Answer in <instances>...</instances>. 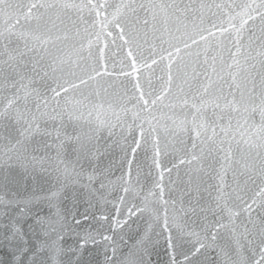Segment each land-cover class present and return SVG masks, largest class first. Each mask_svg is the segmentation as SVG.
I'll list each match as a JSON object with an SVG mask.
<instances>
[{"label":"water","instance_id":"water-1","mask_svg":"<svg viewBox=\"0 0 264 264\" xmlns=\"http://www.w3.org/2000/svg\"><path fill=\"white\" fill-rule=\"evenodd\" d=\"M33 3L81 8L29 14ZM92 3L106 5L99 16L88 0L0 4V264H254L264 240V20L253 12L240 24L243 6L261 0ZM137 18L148 25L126 45L115 25L127 32ZM168 52L188 83L174 78L171 95L145 108L135 85L159 94Z\"/></svg>","mask_w":264,"mask_h":264},{"label":"snow or ice","instance_id":"snow-or-ice-1","mask_svg":"<svg viewBox=\"0 0 264 264\" xmlns=\"http://www.w3.org/2000/svg\"><path fill=\"white\" fill-rule=\"evenodd\" d=\"M4 3H5V0H0V4H4ZM87 6H89L91 10L95 11L97 16L100 15V11L99 10L106 7V5L104 3H100L98 5L97 4H93L92 0H88V5ZM214 6L217 9H222L223 7H225V5H221V4H215ZM121 7L131 9V11L133 13H135V8H133L131 5H122ZM140 7L143 8L144 5H140ZM205 7L210 9L211 7H213V5H203V4L200 5L201 9H203ZM227 7L231 8L232 6L231 5H227ZM39 8H48V9H56V8H58V9H61V10H63V9H73L74 8V9H77L79 11L81 6L77 5V4H74V3H63V4H37V3H33V4H31L29 6L28 12H29V14H31L32 13V9H39ZM243 8L246 9V11L243 13V15L247 16V19H243V17H241V21L242 22L240 24V28H243L244 25H246L250 20H254L255 19V16L252 15L253 12L256 13V16H259L262 20H264V12L258 11V9H264V0H261V3L259 5L253 6V5L249 4V5H244ZM117 14H119V9H117ZM37 19H40V17H37ZM56 19H59V15L58 14L56 16ZM56 19H52L51 17H49L48 20L44 21V24L47 25V24L51 23L52 27H56ZM229 19L230 20H234V19H236V17L232 16ZM201 22H203V17L202 16H201ZM147 25H148V21L147 20H144L143 22H141L140 19L137 18L136 20L129 22V28H128L127 32H126L125 27L121 26L120 23H116L115 26L120 30V38L124 41V43L126 45H130V44L136 42V40L141 36L142 27H147ZM211 27L215 28L217 31L221 32V34L226 33L228 31L227 28H223L222 26H218L215 23H213L211 25ZM232 27L235 28V25H232ZM202 31H207L209 36L214 35V33L212 31L208 30V29H203ZM237 31H239V29H237ZM108 34L111 35V33H108ZM125 36H127L128 39H125ZM144 36H147L146 32L144 33ZM97 39H99V36H97ZM200 39L201 40H206V37L203 34H201L200 35ZM192 43L195 44V43H197V41L193 40ZM184 47L188 48V47H190V45L185 43ZM180 51H181L180 48H178V47L175 48V52L177 54H179ZM260 54L264 55V53H260ZM127 55L129 57H133V52L131 50H129ZM172 57H173L172 52H168L167 53V57L161 55L160 58H159L161 61H163L166 58L169 60V63L166 65V67L168 69L167 80L163 81L159 94H155L154 90L151 91V92H145L143 90L142 86L139 84V82L136 83L135 87H136L137 92L139 93V100H140V102H142V104L145 106V108H147L149 106V104L155 105L157 103V101H161L162 102L163 99H165V98H167L168 96L171 95L172 82H173L174 78L175 79H180L184 83H188V80H187L188 73L185 72L183 69L177 68L176 76L175 77L173 76L172 66H173V63L175 61L173 60ZM157 63H158L157 59L152 58L150 64L145 63V67H151L152 65H156ZM135 65H136V61H135V58H133V60H132V68H133L134 71L136 70ZM192 72H193V74H192V79L193 80H195L197 77H199L200 73L196 72L195 68H193ZM97 75H100V73L98 72ZM81 83H86V81L81 80ZM148 86H149V88L152 87V81L151 80L148 81ZM73 87H75V85ZM177 87L180 88L181 91H183V88H181L180 85H177ZM201 87L203 88L204 92H207L209 87H210V83L209 84H201ZM64 91L67 92V89H64ZM57 94H59V93H57ZM151 95H155V99H153L151 101L149 99H146V96H151ZM19 99H20L19 97H16L15 99L8 100L7 105H5L6 111H7L8 108L12 107L16 103V101L19 100ZM184 103L187 104L188 101L184 100ZM193 107H196V105H193ZM196 110L200 111L199 108H197ZM262 111H264V108H262ZM3 114H6V112L5 113H0V115H3ZM262 191H264V189H262ZM248 208L250 210L251 209V205H249ZM230 215H236V214L235 213H231V211H230ZM10 230H11V233H12V238L17 240V244H16L17 250L20 251L21 254H23V252L27 251V249L22 247L24 244H26V241L24 240L23 236L20 235V229L13 226ZM5 238H8V237L6 236ZM200 247L202 248L203 245H200ZM199 250L200 249L197 248L196 252H199ZM259 251H260V259L256 260L254 262V264H264V240L261 241V247H260ZM186 259H187V257H186ZM18 264H20L19 259H18Z\"/></svg>","mask_w":264,"mask_h":264}]
</instances>
